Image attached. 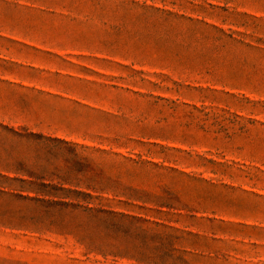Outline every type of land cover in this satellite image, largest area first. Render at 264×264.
<instances>
[{
	"label": "rangeland",
	"instance_id": "rangeland-1",
	"mask_svg": "<svg viewBox=\"0 0 264 264\" xmlns=\"http://www.w3.org/2000/svg\"><path fill=\"white\" fill-rule=\"evenodd\" d=\"M0 264H264V0H0Z\"/></svg>",
	"mask_w": 264,
	"mask_h": 264
}]
</instances>
